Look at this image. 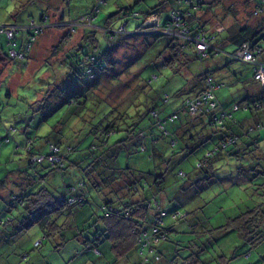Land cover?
<instances>
[{"label":"trees","instance_id":"obj_1","mask_svg":"<svg viewBox=\"0 0 264 264\" xmlns=\"http://www.w3.org/2000/svg\"><path fill=\"white\" fill-rule=\"evenodd\" d=\"M11 1L14 5L10 14L11 21L0 24V39H4L7 46L5 51L0 46V73L7 62L27 58L38 37L51 27L49 8H40V4L44 5L48 0ZM60 1L64 6L67 0ZM205 1L177 0L174 7H170L171 0H162L144 11L142 16L136 12L131 13L127 16L133 19L140 18L132 32L127 31V21L119 25L112 22L115 13L108 16L102 26L93 25L100 6L105 4L104 0H98L91 11L81 19L72 20L65 17L62 11L60 12L59 24L69 25L72 30H76L81 24L85 26L84 33L89 35L86 36L94 48L98 45L95 33L100 32L106 41L107 49L98 55L86 53L69 64L64 77L58 79L56 77L54 84L39 101L43 107L46 106L47 98L55 95L56 108L74 105L77 106L75 110H78V105L81 104L79 101L85 99L88 90L96 92L99 89L101 74L114 66L110 56L115 44L122 37L131 41L133 45L136 44L135 42L139 43L138 40L144 39L145 47L153 41L155 43L163 40V44L160 41L161 47L157 54H153L150 50L151 55L146 59L148 62L145 61V65H155L156 61L155 69L169 70L174 75L179 74L193 60L204 62L219 55L230 61L248 64L252 69L251 82L261 87L262 94L255 99L245 96L225 106L216 93L218 89L225 87V79L222 76L216 77L206 68L193 75L174 95L165 89L161 91L152 89L150 85L158 81L155 72L138 83H136L138 74H132L128 81L115 85V87L120 85L129 88L130 101L126 103L123 98L117 102L118 105L115 106L118 109L113 107L104 115L101 119L105 121L104 124L96 129L97 133H93L98 138L99 144H90L85 154L87 159L83 168L85 181H79L75 185H63V191L58 195L52 193L48 187H35L36 182L48 173L62 171L67 162L73 165L69 156L74 149L69 144L52 142L48 138L43 140L38 138L37 141L26 138L22 148L26 154L28 172L23 173L25 180L20 181L23 185L16 183L17 187L8 191L9 204L3 207L7 215L4 219L0 218V245L14 234L28 231L35 226L41 230L45 239L50 240L57 235L62 238L61 233L66 228V222L59 225L54 216L65 209L84 207L88 203L84 190L89 187L100 195L101 219L107 230L116 235L112 248L120 256L127 254L132 244L136 245L139 256L142 257L137 264H150L151 261L160 259L162 244L172 239L174 233L172 223L186 219L189 215L188 212H181L178 206L172 204L168 206L164 203L162 187L167 175L171 174L177 179L184 180L186 184L190 182L188 177L194 172L203 173L202 177L194 181L200 186L215 179L218 162L223 159H233L248 160L250 163L248 168L252 166L250 170H260L264 178V153L258 152L259 142L264 139V87L254 78L256 64L235 56L236 51L243 45H248L257 61L264 63V18L260 23L262 27L257 29L242 26L234 31L225 28L211 30L196 15V8L206 7L209 4ZM248 1L250 3V0ZM179 3L183 7H180ZM192 8H195L194 13L190 11ZM122 9L127 10V7ZM252 13L257 16L264 14V0H260ZM152 16H157V24H150L147 21ZM32 25L39 26L40 30L36 31ZM10 29H12L11 37L7 34ZM65 31L68 37L71 33L67 29ZM17 33H22L24 37L19 44ZM197 38H204L207 44L202 53L197 50L193 41ZM83 43L67 50L63 58L71 56ZM228 45L232 46L231 50H227ZM149 49L151 48H147ZM56 50L53 53H56ZM11 51L22 54L23 57H12ZM137 60V58L131 59L128 65ZM85 67L91 69V78L78 80L77 77L82 74ZM65 81H68L66 85L61 86ZM56 89L58 90L55 92ZM208 94L211 97H208ZM138 95L143 96V101L147 103L144 107H139L140 102L136 100ZM125 103L130 105L128 110ZM192 104L196 105L194 110L190 109ZM238 111L246 113V117L242 120L236 119L234 113ZM73 114L79 115L76 111ZM145 118L148 119L146 123H144ZM5 130L7 135L3 138V143H9L13 139L12 128ZM56 130L57 127L53 126L52 132ZM153 130L159 133L158 138H161L165 145H156L159 139L153 137L151 134ZM207 145L208 147L202 150L190 170L186 171L181 167L191 154ZM16 147L20 146L16 144ZM122 151L128 155L145 153L147 160L153 165L152 170L119 167L117 160ZM251 161H256L255 166ZM236 166L237 173L242 175L245 168L237 164ZM45 168L48 171L43 176L40 172ZM1 185L5 186L3 182L0 183ZM254 194L264 196L263 187L257 188ZM156 215L161 220L157 224L154 222ZM166 216H169L171 223L165 222ZM263 221V203H257L236 216L227 218L223 227L236 230L243 240L255 244L264 236ZM100 238L97 234L93 243L86 239L83 242L87 248L91 247L97 256L100 252L95 241ZM40 242L36 241L34 246L37 247ZM2 250L0 255L4 257L8 251L5 248ZM19 257V260L27 258L25 254ZM179 264H203V262L195 252L191 251Z\"/></svg>","mask_w":264,"mask_h":264},{"label":"rangeland","instance_id":"obj_2","mask_svg":"<svg viewBox=\"0 0 264 264\" xmlns=\"http://www.w3.org/2000/svg\"><path fill=\"white\" fill-rule=\"evenodd\" d=\"M97 1L67 0L68 5L65 3L63 6L60 0H48L46 4H40L41 9L49 8L51 27L38 37L27 58L7 62L0 73V183L3 182L5 185L0 186L1 219L7 215L3 207L9 204L8 191L15 189L17 184L23 185L20 182L25 180L23 173L28 172L26 154L22 148L26 138L32 140L48 138L52 142L69 144L74 149L69 156L73 165L67 162L62 171L48 173L47 176H44V173L48 171L45 168L40 172L44 177L36 182L35 187H48L52 193L58 195L62 193L63 185H75L79 181H85L86 177L83 172L87 163L85 154L90 144H99L98 138L93 133L104 124L105 121L101 119L113 107H116L115 105H118L117 102L123 98L126 103L130 101L129 88L120 85L115 87V85L128 81L132 74H138L136 77V83H138L155 72L158 75V81L150 85L152 89L155 91L165 89L174 95L193 75L206 68L216 77H224L225 87L218 89L216 93L225 106L245 96L255 99L262 94L261 87L251 82L252 69L248 64L230 61L219 55L204 62L193 60L179 74L174 75L169 70L155 69L156 61L155 65H145L146 59L151 55L150 50L153 54H157L161 47L160 41L163 44V40L155 43L153 41L145 47L144 39L138 40L139 43L135 42L136 44L133 45L131 41L122 37L124 40L121 38L117 41L110 56L114 61V66L111 70L101 74L99 89L96 92L88 90L85 99L79 101L81 104L78 105V110H75L77 106L74 105L71 107L63 105L56 108L55 95L52 98L48 97L46 106L43 107L39 101L54 84L56 77L57 79L64 77L69 64L86 53L98 55L106 51L107 44L100 32L95 33L98 45L94 48L88 41L86 36L88 34L84 33L83 27L85 26L81 24L76 30H72L69 25L59 24L58 19L61 11L65 17L72 20L84 18ZM104 1L105 4L100 6L93 25L102 26L105 19L115 13L112 16V22L119 25L127 21V31L132 32L140 18L133 19L127 15L136 12L142 16L144 11L159 4L162 0ZM176 1L171 0L169 6L174 7ZM206 1L209 4L206 7L196 8V15L211 30L217 31L225 28L234 31L242 26L255 29L262 27L260 23L264 14L257 16L252 13L260 0H250V3L248 0ZM178 5L183 7L181 3ZM124 7H127V10H123ZM13 8L11 0H0V24L11 21L10 14ZM120 9L121 11H118ZM190 11L194 13L195 8ZM147 21L150 24H156L158 18L152 16ZM66 29L71 33L68 37ZM16 35L19 44L24 37L22 33ZM80 43L83 44L79 49L71 56L63 58L67 50L78 47ZM0 46L3 51L7 49L4 39H0ZM149 47L151 49L147 50ZM231 49L232 46L228 45L227 50ZM54 50L56 53H53ZM136 58L137 61L128 65L131 59ZM62 59H64L63 62ZM67 82L65 81L61 86H65ZM134 85L133 83V87ZM142 97L138 95L136 99L140 102L139 107L147 104ZM49 107L53 110L52 112L49 111ZM125 107L128 110L130 105L127 104ZM74 111L79 115H74ZM246 115L241 111L234 113V117L238 120L244 119ZM146 122L148 119L145 118L144 123ZM53 126L57 127L55 132H52ZM5 128H12L13 139L9 143H3V138L7 135ZM151 134L159 139L158 142L156 141L157 146L165 145V142L158 138L159 133L156 130L151 131ZM16 144L20 147H16ZM207 147L208 145L199 148L191 154L181 167L186 171L190 170L202 150ZM258 152L264 153V139L259 142ZM251 163L255 166L256 161H251ZM236 164L245 168L242 175L237 173ZM249 164L248 160L223 159L216 164L215 179L200 186L194 181L202 177L203 173L194 172L188 177L190 182L186 184L184 180L177 179L171 174L167 175L162 187L164 203L168 206L169 204L178 206L181 212H188L189 215L186 219L172 223L174 225L172 239L162 244L160 259L151 261V263L179 264L184 256L193 251L203 264H264V236L259 242L250 244L243 240L236 230L223 227L227 218L236 216L254 204L263 203L264 209V196L254 194L260 186L264 189V178L260 170H250L252 166L248 168ZM117 165L143 171H151L153 168L143 152L128 155L122 151ZM84 193L88 199L84 207L65 209L54 216L59 225L66 222V228L61 233L62 238L57 235L53 239H45L41 230L36 226L28 231L14 234L0 245V253L4 248L8 251L4 257L0 255V264H137L141 261L142 257L139 256L136 245L132 244L129 252L120 256L112 248L116 235L107 230L101 219L100 195L89 187L84 190ZM165 222L167 224L172 222L169 216L165 217ZM97 234L101 237L95 241L100 252L98 256L91 250V247L87 248L83 243L85 239L93 243ZM36 241H41L37 247L34 246ZM21 254H25L27 258L19 260Z\"/></svg>","mask_w":264,"mask_h":264},{"label":"built area","instance_id":"obj_3","mask_svg":"<svg viewBox=\"0 0 264 264\" xmlns=\"http://www.w3.org/2000/svg\"><path fill=\"white\" fill-rule=\"evenodd\" d=\"M155 24V23H153ZM157 24V23H156ZM32 28H35L36 31L40 30L39 26H34L32 25ZM7 34L11 37L12 36V29L7 31ZM193 41L196 44V48L199 52H203L205 48L207 47V44L204 42V38L200 39H193ZM11 56L12 57H23L22 54H17L15 51H11ZM236 58H240L246 62H250L253 64H256V67L254 69V78L261 83V85L264 87V63L258 62L257 58L255 55H253L252 52H250L249 46L248 45H243L238 51L235 53ZM208 97H211L210 94H208ZM196 107L195 104H192L191 110H194ZM154 222L157 224L161 222L160 217L156 215L154 217ZM154 230V229H153ZM156 241V240H155Z\"/></svg>","mask_w":264,"mask_h":264},{"label":"clouds","instance_id":"obj_4","mask_svg":"<svg viewBox=\"0 0 264 264\" xmlns=\"http://www.w3.org/2000/svg\"><path fill=\"white\" fill-rule=\"evenodd\" d=\"M91 78V69L90 68H87L85 67L83 70H82V74L80 76L77 77V79H83V78Z\"/></svg>","mask_w":264,"mask_h":264}]
</instances>
